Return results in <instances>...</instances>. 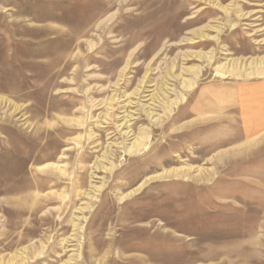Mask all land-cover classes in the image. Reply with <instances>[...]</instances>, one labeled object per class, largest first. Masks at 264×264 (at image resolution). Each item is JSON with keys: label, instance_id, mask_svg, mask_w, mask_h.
Here are the masks:
<instances>
[{"label": "rangeland", "instance_id": "374dc122", "mask_svg": "<svg viewBox=\"0 0 264 264\" xmlns=\"http://www.w3.org/2000/svg\"><path fill=\"white\" fill-rule=\"evenodd\" d=\"M0 264H264V0H0Z\"/></svg>", "mask_w": 264, "mask_h": 264}, {"label": "bare ground", "instance_id": "6f19581e", "mask_svg": "<svg viewBox=\"0 0 264 264\" xmlns=\"http://www.w3.org/2000/svg\"><path fill=\"white\" fill-rule=\"evenodd\" d=\"M198 33H196V35H197ZM203 35V34H202ZM199 36V35H198ZM199 38V37H198ZM204 38V37H203ZM208 38V37H207ZM195 41V40H194ZM234 62V61H233ZM174 66L173 65H169L168 67H167V70H166V72H165V76H169L170 75V73H172L173 71H174ZM190 70V69H189ZM184 72V71H183ZM175 77H178V76H175ZM184 82V81H183ZM144 84V80H142L140 83H139V88H142L143 85ZM181 84V83H180ZM183 84V83H182ZM162 88H163V86H162ZM164 89V88H163ZM166 89H164L163 91H165ZM139 91H140V89H138V90H136L135 92H133V94H132V96H136V95H138L139 94ZM158 93V92H157ZM164 95V94H163ZM158 97V96H157ZM156 97V98H157ZM158 99V98H157ZM113 101V99L111 100V102ZM175 103V102H174ZM129 104H131L132 105V103L131 102H129ZM145 111V110H144ZM145 114H146V116L147 117H150V116H152L151 115V113H149L148 111H145ZM131 116H125L124 118H123V120H122V122L117 126L118 128H120V129H124V134L125 135H129V133H130V128H131V126L132 125H130L129 123H130V121H131V118H130ZM142 142H141V140H140V138H136V139H134V141H133V143L131 144V146L128 148V151H131V150H133V149H135L136 147H138L140 144H141ZM96 167H97V169H99V168H102V166H101V162H98V163H96ZM124 197V196H123ZM74 223V222H73Z\"/></svg>", "mask_w": 264, "mask_h": 264}]
</instances>
